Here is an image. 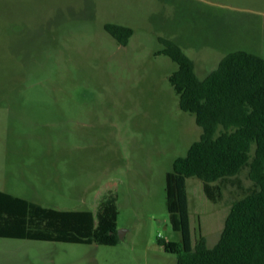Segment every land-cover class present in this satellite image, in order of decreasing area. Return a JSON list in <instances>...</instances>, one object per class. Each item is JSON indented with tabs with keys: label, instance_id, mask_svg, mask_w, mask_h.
Returning a JSON list of instances; mask_svg holds the SVG:
<instances>
[{
	"label": "rangeland",
	"instance_id": "rangeland-1",
	"mask_svg": "<svg viewBox=\"0 0 264 264\" xmlns=\"http://www.w3.org/2000/svg\"><path fill=\"white\" fill-rule=\"evenodd\" d=\"M106 24L130 27L121 46ZM174 42L203 80L228 53L264 59V0H0V191L45 208L90 211L117 195L115 246L0 238V264H176L165 176L202 130L155 55ZM252 147L251 154L253 153ZM248 170L217 203L185 180L192 244L213 247Z\"/></svg>",
	"mask_w": 264,
	"mask_h": 264
},
{
	"label": "trees",
	"instance_id": "trees-1",
	"mask_svg": "<svg viewBox=\"0 0 264 264\" xmlns=\"http://www.w3.org/2000/svg\"><path fill=\"white\" fill-rule=\"evenodd\" d=\"M105 31L121 46L133 35L130 27L106 24ZM162 50L177 65L169 77L179 109L194 115L200 138L177 158L165 176L171 229L181 242L159 239L176 264H264V59L246 52L225 55L203 80L192 60L174 42L159 38ZM253 153L251 154L252 147ZM248 170L253 188L232 203L217 243L191 241L185 180L203 183L206 198L217 203L224 181ZM117 195L109 191L95 213L45 208L0 191V238L115 246Z\"/></svg>",
	"mask_w": 264,
	"mask_h": 264
},
{
	"label": "water",
	"instance_id": "water-1",
	"mask_svg": "<svg viewBox=\"0 0 264 264\" xmlns=\"http://www.w3.org/2000/svg\"><path fill=\"white\" fill-rule=\"evenodd\" d=\"M117 234H118V238H122V230H120Z\"/></svg>",
	"mask_w": 264,
	"mask_h": 264
}]
</instances>
